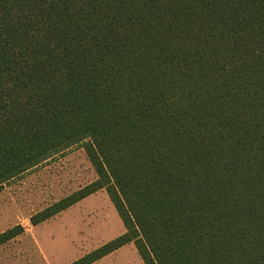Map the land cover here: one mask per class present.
<instances>
[{"label":"trees","instance_id":"trees-1","mask_svg":"<svg viewBox=\"0 0 264 264\" xmlns=\"http://www.w3.org/2000/svg\"><path fill=\"white\" fill-rule=\"evenodd\" d=\"M143 264H264V0H0V188L83 144ZM23 234H0V246Z\"/></svg>","mask_w":264,"mask_h":264},{"label":"rangeland","instance_id":"rangeland-1","mask_svg":"<svg viewBox=\"0 0 264 264\" xmlns=\"http://www.w3.org/2000/svg\"><path fill=\"white\" fill-rule=\"evenodd\" d=\"M83 145L84 143L53 154L1 186L0 234L21 226L23 235L0 246V264H47L43 259L44 255L47 262L51 261L52 258L44 247V242L50 241L44 238L45 235L38 228L31 226L29 220L38 212L96 180ZM55 217L45 221V225H55L49 230L57 232V237L60 234L65 243L62 254L57 257V263L85 256L100 244L117 238L124 232L105 190L89 196V200L75 204L68 212ZM43 224L44 222L38 226ZM49 234L48 231V236ZM128 251L132 257H139L132 243Z\"/></svg>","mask_w":264,"mask_h":264},{"label":"crops","instance_id":"crops-1","mask_svg":"<svg viewBox=\"0 0 264 264\" xmlns=\"http://www.w3.org/2000/svg\"><path fill=\"white\" fill-rule=\"evenodd\" d=\"M91 197V196H90ZM86 200H89V197L82 200L81 202L79 203H82V202H85ZM77 203V204H79ZM76 204V205H77ZM75 206V205H74ZM74 206L66 209L65 211L61 212L60 214L62 213H65V212H68L71 208H73ZM60 214H58L57 216H59ZM117 214V213H116ZM57 216L55 218H57ZM118 216V215H117ZM119 218V217H118ZM53 219V218H52ZM122 223V222H121ZM45 224H47V222H44L43 225H40V226H35L36 228H38L40 230L41 233H43L45 236L44 238H46V240L50 241V242H44V247H45V251L48 255L51 256V258L54 260L51 259V261H48L47 262V258L46 256L44 255L43 259L46 260V263L47 264H72L74 262H76L77 260L81 259V257H84V255H81L80 257H77V258H74L73 260H68L66 262H60V263H57V257L58 255L62 254L63 252V246H64V242L62 241V239L60 238V234L59 236L57 237V232H52L50 231L49 229L52 228V227H55V225H49V226H46ZM123 225V224H122ZM124 228V226H123ZM48 231L50 232L49 236H48ZM125 233V229H124V232L123 234ZM122 234V235H123ZM23 235V234H22ZM53 235V236H51ZM121 236V235H119ZM117 236V238L119 237ZM116 238H113L111 239L110 241L114 240ZM110 241L108 242H104L102 244H100V246H98L96 249H94L93 251L97 250L98 248L102 247L103 245L109 243ZM9 243V242H8ZM130 250V244L112 252L111 254L105 256V257H102L100 258L99 260H97L96 262L92 263V264H143L141 259L137 256H135L136 253H134V256L135 257H132V255L130 254V252L128 251ZM136 250V249H135ZM92 251V252H93ZM134 252V251H132ZM41 253V252H40ZM42 254V253H41ZM89 254V253H88ZM86 256V255H85ZM128 256H131V257H128Z\"/></svg>","mask_w":264,"mask_h":264}]
</instances>
